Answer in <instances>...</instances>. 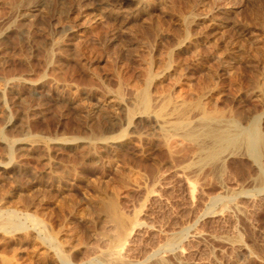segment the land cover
I'll list each match as a JSON object with an SVG mask.
<instances>
[{
    "label": "rangeland",
    "instance_id": "obj_1",
    "mask_svg": "<svg viewBox=\"0 0 264 264\" xmlns=\"http://www.w3.org/2000/svg\"><path fill=\"white\" fill-rule=\"evenodd\" d=\"M172 4L147 15L113 0H0V223L13 216L21 228L0 229V264H63L46 234L70 264H113L116 232L101 211L110 199L144 224L123 264H264L256 165L237 150L182 171L196 147L166 116L162 127L138 114L137 97L149 58L161 77L155 110L168 97L192 104L214 73L219 110L263 123L264 0ZM240 191L256 203L238 195L242 215L228 208ZM178 237L176 251L159 250Z\"/></svg>",
    "mask_w": 264,
    "mask_h": 264
},
{
    "label": "bare ground",
    "instance_id": "obj_2",
    "mask_svg": "<svg viewBox=\"0 0 264 264\" xmlns=\"http://www.w3.org/2000/svg\"><path fill=\"white\" fill-rule=\"evenodd\" d=\"M113 1L116 4H119L121 7L122 6H134L137 12L145 13L147 15L150 12L151 14L155 12L154 10L156 9L169 8L168 4H171L170 5L171 9L175 8V5L172 4L173 0H113ZM100 4L102 3L100 2ZM28 10H30V8H28ZM34 11L35 9L32 10L31 12H34ZM190 25L191 26H189L188 29L186 30L187 36H190L191 34V31L189 30V28L194 27L195 29H198V24L195 23V21H193ZM185 52L188 53V49L185 50ZM209 57L212 61L216 63L219 62V58L217 57V55L214 56L210 54ZM139 65L141 67V77H142L144 86L143 88L138 89L137 91V97L139 101L138 114H147L151 111V115H152L151 117L153 118V122L155 124H159V126L161 124L162 127L168 124L169 126H171V129L173 131L178 132L183 139L194 144V146L196 147V150H197L196 161L191 162L188 165H186L182 171L184 172L191 171V170L199 171L201 167H204V166H212V165L221 166L223 154L229 151L235 152L237 150H242L246 154V156L257 167L258 175L255 181L258 183L257 186H260L257 191H259V193L264 192V167L262 166L263 164L261 163L262 161L261 158L264 154V128L262 127L264 122L260 123L261 121L258 120V117H254V116L253 118H250L251 119L250 121L248 120L244 121L245 119L243 120L242 118L236 119L235 117L234 118L232 117L229 109H225L222 111L219 110L218 105H217L218 101L216 99L217 96L219 95V91H218L219 88L217 89V83H216L217 77L214 73L213 74L207 73L206 83H205V87L207 91L203 94L197 95L196 101H194L192 104L188 105L185 101H182V103H180V105L177 106V104L173 102L170 97H168L164 101H162V105L160 106V108L155 110L154 107L152 108L153 100L150 95V87H153L156 81L161 83L160 81L161 77L153 72L151 59L148 58V59L142 60L139 63ZM220 95H222V93ZM192 111H194L195 114H192L191 113ZM131 115H133V113ZM164 116L167 117V121H164L166 124L165 123L162 124V122L160 121V119H163ZM129 125H130V122H129ZM165 127L167 128L168 126H165ZM257 191L255 190L256 196L258 195ZM246 192L240 191L239 193H234L233 194L234 196L232 195L233 197L229 198L230 204L228 208H230L231 210L234 209L241 215L244 214L243 206L241 207L240 205L242 201L241 202L237 201V199L239 198L238 195H240V197L242 196L241 199L245 197L243 195H246V198L250 204L255 203V199H254L255 197L252 194L248 195L249 194L248 192H247L248 194H246ZM224 198H222V196H219L217 197V200L219 202H222ZM224 204H226V202ZM224 208H227V206ZM225 210L229 211V209H225ZM101 211H102V214H104L108 218V220L106 218L105 219L109 221L110 224H112V227L114 228L116 232L113 238V240L115 241V243L113 244L115 246L114 245L113 246L119 248V250L110 252L106 254V256L112 257L111 262H113V264L114 263L123 264L122 256H124L123 255L125 254L124 252H127V253L130 252V249L128 248L130 247V245H133L132 243H135L136 239H134V237L135 235H138L136 232L139 230H142L144 228V224L139 223L137 219L128 221L126 217L119 211L116 202L112 199L102 202ZM223 215L224 214H222V216ZM13 220H14L13 216H9L4 221V223H0V229H6L7 227H12L16 230H20L21 229L20 226L18 225H17L18 227L13 226L15 225ZM26 220L32 224H39V221L37 219L30 217V216H28ZM240 220H243V219H241L240 217ZM45 237H46L45 239L50 241L51 245L53 244V248H55L54 250L57 251L58 257L63 261V264H70L68 257L64 255L63 251L61 250L62 248L60 244L62 243H58L60 241H57L56 238L52 237L49 234H46ZM180 238L181 237H178L177 239L173 238L167 242L165 241L166 244H164L162 248L160 247L159 250L161 251L163 249L164 251L166 250L173 251V252L176 251L177 249H175V247L179 246L180 245L179 243L182 242L180 241L182 240ZM236 243H244L243 238L240 234H238L236 237ZM249 249L252 253L251 254L249 251V254L253 255L254 253L258 255L256 250H254L253 248H249ZM131 252H134V251L131 250ZM158 255L160 256L161 253L154 252L153 255L151 254L150 255L151 257L150 256L149 257L152 258ZM125 256H124V259L129 257V254L127 257ZM149 257H148V260L150 259ZM132 259H135V258L133 257ZM124 264H126L125 261H124ZM135 264H139V263H135Z\"/></svg>",
    "mask_w": 264,
    "mask_h": 264
}]
</instances>
